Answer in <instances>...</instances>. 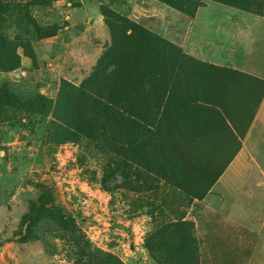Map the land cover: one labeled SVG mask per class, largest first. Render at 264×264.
<instances>
[{
    "label": "rangeland",
    "instance_id": "rangeland-1",
    "mask_svg": "<svg viewBox=\"0 0 264 264\" xmlns=\"http://www.w3.org/2000/svg\"><path fill=\"white\" fill-rule=\"evenodd\" d=\"M187 4L190 15L172 0H0L7 7L0 19V264H163L169 254L178 257L181 245L188 255L181 264H237L241 255L228 252L229 239L209 228L215 221H206L205 198L191 199L172 186L197 185L194 174L222 175L232 160L221 157L222 151L232 137H241L232 115L224 114L232 132L217 122L220 140L225 137L219 153L208 144L174 143L172 158L180 150L185 164L202 167L190 169L189 179L179 167L167 170V178L156 172L164 158L150 151L142 152L135 176L126 182L121 175L106 177V158L90 141L70 134L58 114L65 102L75 105V90L90 93V75L100 64L109 71L115 51L134 47L150 32L163 39L166 54L178 48L193 61L264 75V15L214 0ZM193 84L180 87L170 122L179 120L175 111L182 102L185 124L192 118L190 96L201 97ZM40 98L45 107L38 106ZM196 114L203 127L209 124L204 111ZM148 157L156 162L152 172L144 165ZM247 189L217 185L212 199L242 202L248 192L262 208ZM42 204L74 218L90 249L108 257L88 258L57 217L42 215L29 223ZM178 221L186 224L178 227Z\"/></svg>",
    "mask_w": 264,
    "mask_h": 264
},
{
    "label": "trees",
    "instance_id": "trees-1",
    "mask_svg": "<svg viewBox=\"0 0 264 264\" xmlns=\"http://www.w3.org/2000/svg\"><path fill=\"white\" fill-rule=\"evenodd\" d=\"M172 1L181 12L192 14L188 9L189 0ZM214 1L237 5L246 11L264 15V0ZM6 10V5L0 6V19ZM162 46L163 39L150 32L134 47L115 51L109 71L102 72L103 65L100 64L90 75V93L75 90V105L65 102L60 107L58 114L67 131L90 141L96 153L106 158V177L121 175L129 182L130 177L135 176V166L139 163L142 152L156 151L159 153V159L164 158L163 164L154 169L156 172L163 173L165 177L167 170L174 173L179 167L180 173L185 171L189 179L187 173L190 169L200 170L202 167L195 165L191 168L185 164L180 150L178 155L172 158L170 150L174 149V143L177 145L186 143L190 144V147L192 145L203 147L208 144L219 153L218 145L221 144L219 141L222 142L225 137L220 140L222 135L219 136L216 131L218 123L225 124L232 132L224 114L232 115L233 127L243 138L264 98L263 79L236 69L228 70L193 61L178 48L171 54H166ZM188 80L194 81L195 92H200L201 97L190 96L194 109L189 112L192 118L188 123L185 124L184 121L187 111L184 102L178 105L175 111L179 120L170 122L174 101L180 99L177 98V93ZM71 90L67 88L66 92ZM6 98L8 101L14 100L10 95ZM37 103L40 108L45 107L43 99L40 98ZM153 104L157 105V108ZM196 110L207 114L208 125L203 127L197 120ZM186 133L188 137L185 136ZM238 148H241L240 141ZM198 151L197 157L201 155L200 149ZM191 152L192 156L189 159H193V151ZM144 159V165L150 171L156 162L150 157ZM119 163L124 165L120 166ZM201 175L202 173L194 174V182H198L197 185L172 186L184 189L191 199L202 200L214 186L219 175L214 174L209 179ZM128 184H131V181ZM104 187L110 191L106 185ZM130 188L135 189L134 185H130ZM49 198L50 193L46 199ZM42 215L57 217L59 223L71 228L76 245L84 248V253L86 251L89 253L86 255L88 258L92 255L93 261L99 262L108 257V255L103 257L98 251L90 249L88 242L86 243L75 228V219L63 218L62 209L59 207L50 208L42 204L35 209L34 216L28 222L34 223ZM176 223L178 227L186 224L184 221ZM183 250L184 245L179 246L178 257L169 254L163 264H181V259L188 256Z\"/></svg>",
    "mask_w": 264,
    "mask_h": 264
},
{
    "label": "crops",
    "instance_id": "crops-1",
    "mask_svg": "<svg viewBox=\"0 0 264 264\" xmlns=\"http://www.w3.org/2000/svg\"><path fill=\"white\" fill-rule=\"evenodd\" d=\"M242 71L264 80V75L257 72ZM239 141L241 148H238ZM232 156L203 200L208 217L206 221L212 216L215 225L211 224L209 228L212 227L213 236L229 239L228 252L241 255L236 256L237 264H264V192L260 194L256 190H264V98L245 137H238V140L232 137L230 145L224 147L221 157ZM217 185H248L247 191H255L253 194L261 201L262 208L248 192L242 202L212 199L217 194L214 192Z\"/></svg>",
    "mask_w": 264,
    "mask_h": 264
},
{
    "label": "water",
    "instance_id": "water-1",
    "mask_svg": "<svg viewBox=\"0 0 264 264\" xmlns=\"http://www.w3.org/2000/svg\"><path fill=\"white\" fill-rule=\"evenodd\" d=\"M135 256V255H134Z\"/></svg>",
    "mask_w": 264,
    "mask_h": 264
}]
</instances>
